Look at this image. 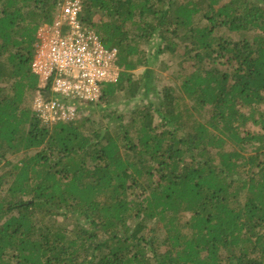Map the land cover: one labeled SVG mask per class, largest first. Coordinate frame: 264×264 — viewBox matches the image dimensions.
I'll use <instances>...</instances> for the list:
<instances>
[{
    "label": "trees",
    "instance_id": "obj_1",
    "mask_svg": "<svg viewBox=\"0 0 264 264\" xmlns=\"http://www.w3.org/2000/svg\"><path fill=\"white\" fill-rule=\"evenodd\" d=\"M63 1L0 0V264H264V0H82L122 71L100 101L156 96L111 129L86 111L45 127L25 105L36 31ZM156 37V57L179 44L193 61L184 114L151 70L133 79Z\"/></svg>",
    "mask_w": 264,
    "mask_h": 264
},
{
    "label": "built area",
    "instance_id": "obj_2",
    "mask_svg": "<svg viewBox=\"0 0 264 264\" xmlns=\"http://www.w3.org/2000/svg\"><path fill=\"white\" fill-rule=\"evenodd\" d=\"M81 15V0H64L35 34L31 111L45 127L74 122L100 101L106 85L120 79L117 49L106 48Z\"/></svg>",
    "mask_w": 264,
    "mask_h": 264
},
{
    "label": "rangeland",
    "instance_id": "obj_3",
    "mask_svg": "<svg viewBox=\"0 0 264 264\" xmlns=\"http://www.w3.org/2000/svg\"><path fill=\"white\" fill-rule=\"evenodd\" d=\"M82 1V0H81ZM219 4H222L226 0H217ZM100 20H105V17L101 13H97L94 15L92 23H98ZM91 30L95 31L93 27L87 25ZM66 33V29H63ZM223 35L231 40H236L237 36L230 33H223ZM251 37V35H249ZM166 43H162L157 37L151 38L148 42H143L139 51L142 52L143 59H145L146 64L143 67L137 68L133 73V79H139L144 70L148 68L152 71V86L155 87V90L159 93L163 87H170L174 89L175 97L180 101V104L176 110L181 111L183 114L186 109L192 108L193 105L187 100L182 101L184 95L181 91V84L184 80V77L188 75L192 70V60L187 59V57H183L182 55L184 50L183 45L177 44L175 53H165L160 54L158 57L155 56L158 49H161L165 46ZM25 105L26 107H31L32 95L30 92L26 93L25 96ZM156 100V96L153 93L143 94L141 91L138 95L132 98L129 101L124 99V94H119L116 97V100L112 104H105L101 101L94 105H89L83 112H88L89 115V126H104L108 128H112V123L109 122L108 115L112 114L113 119L112 122L119 124L120 118L122 117L124 121H128L131 117V111L133 109L142 108L144 105L148 104L150 101L154 103ZM197 116V113H195ZM111 116V117H112ZM83 117V116H82ZM118 117V119H115ZM197 118V117H196ZM184 123H188V119H183ZM154 126H160L161 122L156 115H154L153 120ZM257 128L248 125L245 130H249L250 132H254ZM34 151H29L28 154H33ZM20 158L19 155H10L7 157V161L15 163ZM3 164L0 165V174L3 173L1 169H3ZM188 216H185L186 219ZM61 221V219L59 220ZM60 225L65 226L66 228L72 227L71 220L68 222H60Z\"/></svg>",
    "mask_w": 264,
    "mask_h": 264
}]
</instances>
